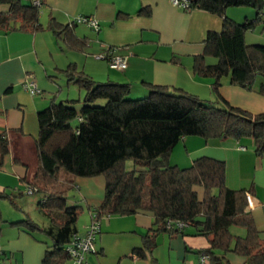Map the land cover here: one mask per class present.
Returning <instances> with one entry per match:
<instances>
[{
  "label": "trees",
  "instance_id": "1",
  "mask_svg": "<svg viewBox=\"0 0 264 264\" xmlns=\"http://www.w3.org/2000/svg\"><path fill=\"white\" fill-rule=\"evenodd\" d=\"M38 2L0 0V31L42 30V0ZM230 7H248L254 15L237 22L226 16ZM196 9L222 19L219 31L206 33L203 51L192 57L191 64L193 75L213 79L214 99L149 82L141 83L146 96L130 99V84L96 83L71 65L66 75L83 90L82 100L51 103L36 113L37 168L29 185L40 195L38 210L47 225L39 226L30 218L19 223L27 233L38 231L49 239L42 264L69 261L65 248L78 233L76 223L82 207L68 205V192L76 188L77 178L98 176L104 179L103 199L98 206L86 207L90 222L138 212L153 217L137 255L152 251L160 233L186 236L185 229L190 228L192 235L208 241V246L198 251L199 256H208L205 264H230L228 253L242 257L243 264H264V241L248 211L247 191L225 186L224 163L200 157L189 167L179 168L168 160L172 148L186 137L235 142L251 139L255 154L264 153V113L233 106L218 92L220 80L228 77L230 85L264 97V44L245 42L248 32L259 28L258 33H264V0H188L186 10ZM45 29L59 36L66 27L50 18ZM71 43L73 47L75 42ZM207 57L215 62L207 63ZM178 59L172 56L170 61ZM76 102L79 109L74 108ZM8 153L7 136L1 133L0 167ZM127 160L133 163L131 170L124 167ZM196 188L202 189L201 199ZM13 197L0 191L1 199L14 204ZM232 226L243 228L244 236L233 235Z\"/></svg>",
  "mask_w": 264,
  "mask_h": 264
},
{
  "label": "crops",
  "instance_id": "2",
  "mask_svg": "<svg viewBox=\"0 0 264 264\" xmlns=\"http://www.w3.org/2000/svg\"><path fill=\"white\" fill-rule=\"evenodd\" d=\"M250 9L236 7L227 10L226 16L239 22V17L251 18ZM77 17L95 19L98 30L75 23ZM50 18L66 27L59 36L45 29ZM39 23L43 29L35 32L0 31V134H6L9 147L0 167V191L6 192L8 187L34 188L29 184L37 168L36 113L55 103L61 93L62 78L67 84H74L66 75L71 65L92 80L97 77L98 83H128L133 88L149 82L178 87L200 98L212 93L213 79L193 75L190 66L192 57L203 51L206 33L221 29L222 19L208 12L184 10L170 0H42ZM72 41L73 47L69 44ZM245 42L262 45L264 33L248 32ZM109 50L126 62L123 71L115 70L120 72L115 76L117 82L110 80L113 76L106 69V60L98 58ZM172 56L179 58L176 63L170 61ZM206 62L212 64L215 59L207 57ZM29 81L39 85V94L30 95L25 90L24 83ZM218 92L233 106L253 114L264 113V97L230 85L228 77L220 80ZM200 157L222 161L225 186L247 191L251 199L248 211L264 241V153L255 154L251 139L235 142L186 137L172 148L168 160L170 165L186 168ZM76 184L80 199L73 205L86 208L100 204L103 177L77 178ZM196 191L201 199L202 189ZM152 222V215L146 212L101 218L100 233L94 241L96 253L86 255V264H200L198 251L206 248L208 241L192 235L190 228L185 229L186 236L160 233L152 251L137 255L135 251L142 249V236ZM46 250L45 246L41 254L14 251L11 256L16 264H42ZM2 253L5 252L0 247ZM226 258L230 264L244 262L232 253ZM9 264H13L12 259Z\"/></svg>",
  "mask_w": 264,
  "mask_h": 264
},
{
  "label": "rangeland",
  "instance_id": "3",
  "mask_svg": "<svg viewBox=\"0 0 264 264\" xmlns=\"http://www.w3.org/2000/svg\"><path fill=\"white\" fill-rule=\"evenodd\" d=\"M235 8L236 7H230L227 10H234ZM250 10L252 11V17L254 15V11L252 9ZM238 20L241 22L242 18L239 17ZM255 32H260V29L257 28V31ZM187 59L190 58L188 57ZM77 61L79 64H81L80 59H77ZM88 64L90 63L88 62ZM106 65L108 66V64ZM106 69L113 76L110 77V80L117 82L115 76H117V74L119 75L120 72L110 69L109 67H106ZM93 81L98 83L97 77H94ZM66 82V79L62 78V83H59L61 93L58 94L59 97L56 98L55 103L58 104L61 101H65L67 99L82 100L81 98H83L84 95L83 90L80 89L76 84L68 83V85ZM143 89L144 88H142L140 85L134 86L131 89V94L128 98H143L146 96L145 90ZM211 92V95H206L209 96L206 97L207 99H214L213 97H215V95L212 90ZM202 98L206 99L205 97ZM100 103L102 104L103 102L100 101ZM79 107L80 103L76 102L74 104V108L79 109ZM124 167L126 170H131L133 168L132 161H125ZM26 188L27 187H22L21 189H12L11 187H8L5 189L8 195L14 196V204L7 198H0V247L5 252L0 255V264H9L10 259H12L13 264H16L14 256H11V253H14V251H18L20 253L21 251H39V254H41V252L45 250V246L50 244L49 239L44 234L35 231L33 235H31L24 231L21 224L19 223L20 221H24L26 218H30L39 226L47 225V220L40 214L38 210V201L40 200V195L37 193L28 194L26 193ZM79 196L80 195L75 189H70L68 192V205H73L75 201L78 202V199H80ZM77 206L82 207L76 223L79 233L82 234L90 223V217L85 207H83L81 204H78ZM230 231L233 235L244 236L245 234V230L239 226H232ZM18 252H16V254H18ZM233 256L236 255L233 254ZM239 258L241 257L239 256Z\"/></svg>",
  "mask_w": 264,
  "mask_h": 264
},
{
  "label": "built area",
  "instance_id": "4",
  "mask_svg": "<svg viewBox=\"0 0 264 264\" xmlns=\"http://www.w3.org/2000/svg\"><path fill=\"white\" fill-rule=\"evenodd\" d=\"M171 3L184 10L188 9V0H170ZM35 4H38V0H34ZM75 23L83 24L93 30H98V23L95 19L90 17H77ZM98 58L106 60L108 67L113 70L123 71L126 68L125 59L121 56L115 55L113 51H107L106 54L102 53L98 55ZM25 90L30 95H36L40 93L39 85L34 81H29L24 83ZM35 188L28 187L26 193L32 194ZM248 205H251L250 196H246ZM183 224H177V227H182ZM100 228L97 221H91L89 225L85 228V231L80 234L76 233L72 236L71 242L67 244L65 250L69 254V261L66 264H85V255L87 253H94V239L96 234H98ZM208 256L202 254L200 256V264H205Z\"/></svg>",
  "mask_w": 264,
  "mask_h": 264
}]
</instances>
